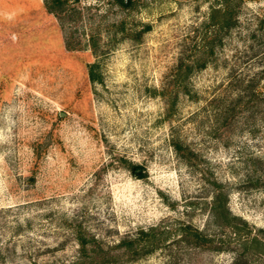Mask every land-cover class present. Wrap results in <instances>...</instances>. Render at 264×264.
Segmentation results:
<instances>
[{"label":"rangeland","instance_id":"rangeland-1","mask_svg":"<svg viewBox=\"0 0 264 264\" xmlns=\"http://www.w3.org/2000/svg\"><path fill=\"white\" fill-rule=\"evenodd\" d=\"M221 1L0 0V264H264V0L207 52Z\"/></svg>","mask_w":264,"mask_h":264},{"label":"trees","instance_id":"trees-1","mask_svg":"<svg viewBox=\"0 0 264 264\" xmlns=\"http://www.w3.org/2000/svg\"><path fill=\"white\" fill-rule=\"evenodd\" d=\"M115 1L124 7H126L132 3V0H115ZM221 2L222 3L218 7H213L211 9V13L209 15L211 23L214 25L215 28L211 29L210 35L206 40L208 45H209V49H207V52H211L214 41L219 40V38H220L219 31L222 28H225V29L229 28V26L232 24V21H233V11L231 10V7L227 3V0H222ZM43 5L46 8V10L52 12L59 20H63L64 18H66L68 15L67 14L68 11L70 12V9H71V7L69 6V0H43ZM217 32L219 34H217ZM137 34H139V32ZM88 40H89V45H90L91 51L93 53H96L97 42L94 39L92 34H89ZM205 44L201 45V51H200L201 57L200 58H202V59H199L200 62H198L196 64L197 67H201L204 64V59H203L202 54H204V52H205L204 47H203ZM65 47L68 49L69 48L72 49L73 46H72V44H70L69 40H65ZM96 67H97L96 61L86 62L87 78L90 81L100 79V74L97 72ZM190 68H191L190 64H187L186 62L184 63V62H182V60H179L177 63L176 75H179V76L182 75L181 74L182 70H184L183 73L185 75L187 70H189ZM159 93L162 96H166L165 114L169 115L173 109L174 96L175 95L173 97H171L169 90L167 91L165 89L164 90L161 89L159 91ZM173 146L175 147V149H179V146L177 145L176 142L173 143ZM138 167L139 166L137 164H130L129 165V169L131 171H136V168H138ZM142 174H143L142 172H139V175H142ZM77 244H78L80 255H79V257H77V259L74 260V263H76V264H98L99 263V261L95 260V257H96L95 255L97 252L95 249L96 243L92 237L89 238V240H86V239L82 238L81 236H78ZM130 244H131V242H130ZM87 251H90V254L88 256L89 259H86L84 256V254Z\"/></svg>","mask_w":264,"mask_h":264}]
</instances>
